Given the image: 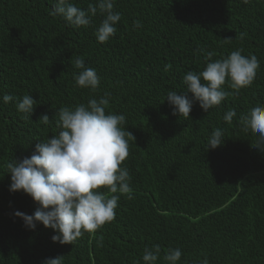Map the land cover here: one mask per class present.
<instances>
[{
    "label": "trees",
    "instance_id": "trees-1",
    "mask_svg": "<svg viewBox=\"0 0 264 264\" xmlns=\"http://www.w3.org/2000/svg\"><path fill=\"white\" fill-rule=\"evenodd\" d=\"M87 10L96 0H71ZM56 0H0V264H44L63 256V264H143V249L160 245L161 258L180 248L177 264H264V146L245 132L239 117L264 104V0H115L121 14L117 31L99 42L104 19L92 17L76 27L52 15ZM142 27L136 29L133 22ZM230 38L228 42L225 39ZM255 54L254 82L229 93L205 112L183 76L232 51ZM214 55L211 61L206 53ZM95 68V91L76 85L74 61ZM204 81L202 80V83ZM169 90L193 100L190 117L173 115ZM110 93L106 111L123 114L132 198L120 195L115 219L72 244L53 242V229H28L14 215H32L39 205L22 192L9 191L7 164L31 157L36 143L57 135L61 107L87 104ZM11 95L7 104L2 97ZM31 95L32 114L17 110ZM237 112L231 123L223 117ZM48 124L40 121L42 115ZM221 129V146L208 138ZM102 191L107 193V189Z\"/></svg>",
    "mask_w": 264,
    "mask_h": 264
},
{
    "label": "clouds",
    "instance_id": "clouds-1",
    "mask_svg": "<svg viewBox=\"0 0 264 264\" xmlns=\"http://www.w3.org/2000/svg\"><path fill=\"white\" fill-rule=\"evenodd\" d=\"M114 3L115 0H96L95 5H89L84 10L71 0H56L52 15H59L70 25L81 27L89 25L92 17L99 12L104 19L96 37L103 43L115 35V25L121 20V14L114 11ZM133 27L141 28L142 22L134 21ZM229 40L225 39L226 42ZM242 52V49L232 51L226 58L207 63L202 72L188 71L183 76L187 89L205 112L220 105L229 95L223 88L226 81H230L231 88L237 93L254 82L260 68L259 59L255 54L245 56ZM213 55L207 52L205 59L211 61ZM74 65L79 69L78 74H74L76 85L93 91L98 89L100 77L96 69L86 66L81 58H77ZM109 96L110 93H105L99 99H89L87 104L61 107L57 125L62 130L46 141L36 143L30 158L22 161L14 159L7 164L11 177L9 191H22L39 205L32 215L19 210L14 215L21 218L30 230H35L38 224L53 229L56 233L51 237L53 242L72 244L85 232H95L115 219L120 200L118 193L132 198L131 176L122 164L129 156L127 137H135L123 129L126 122L123 114L106 111ZM2 99L7 104L13 97L5 94ZM167 101L174 106L173 115L190 117L193 100L186 95L169 90ZM36 104L31 95H24L16 106L19 112L32 114ZM236 116L237 112L230 109L223 119L231 123ZM40 121L48 124L50 118L44 114ZM239 123L245 132L257 134L255 147L262 149L264 104L241 115ZM223 140V131L215 129L208 138V148L221 146ZM104 188L107 193L102 191ZM161 251L160 245L146 246L143 249V264H157ZM181 257L180 248H169L163 260L166 264H177ZM44 264H63V256L49 258Z\"/></svg>",
    "mask_w": 264,
    "mask_h": 264
}]
</instances>
